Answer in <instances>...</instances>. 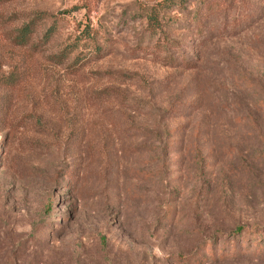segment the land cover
I'll use <instances>...</instances> for the list:
<instances>
[{
    "label": "rangeland",
    "instance_id": "rangeland-1",
    "mask_svg": "<svg viewBox=\"0 0 264 264\" xmlns=\"http://www.w3.org/2000/svg\"><path fill=\"white\" fill-rule=\"evenodd\" d=\"M0 264H264V0L0 3Z\"/></svg>",
    "mask_w": 264,
    "mask_h": 264
},
{
    "label": "trees",
    "instance_id": "trees-1",
    "mask_svg": "<svg viewBox=\"0 0 264 264\" xmlns=\"http://www.w3.org/2000/svg\"><path fill=\"white\" fill-rule=\"evenodd\" d=\"M9 1V0H0V3ZM30 22L24 23L21 25L19 28H17L15 35L13 36V42L19 46L26 45L30 40H31V32H32V27L30 26ZM11 77V76H8ZM6 82V81H3ZM7 83V84H6ZM3 86H8L10 85V81L6 82Z\"/></svg>",
    "mask_w": 264,
    "mask_h": 264
}]
</instances>
